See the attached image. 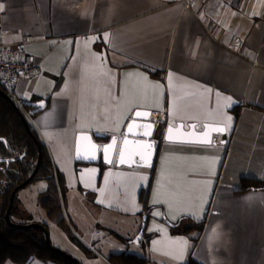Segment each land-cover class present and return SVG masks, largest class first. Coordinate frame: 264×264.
Listing matches in <instances>:
<instances>
[{"label": "crops", "instance_id": "crops-1", "mask_svg": "<svg viewBox=\"0 0 264 264\" xmlns=\"http://www.w3.org/2000/svg\"><path fill=\"white\" fill-rule=\"evenodd\" d=\"M2 4L6 43L27 39L41 70L19 81L12 98L19 105L45 101L40 112L23 113L56 172L53 181L36 183L43 205L54 198L48 214L35 218L25 194L21 214L52 226V241L81 264H109L107 256L123 252L148 264H185L189 257L198 264H264V186L239 188L241 179L264 183V0H197L192 8L185 0ZM236 39L239 51L230 49ZM136 109L167 125L223 126L228 145L159 141L152 169L75 160L78 133L107 142ZM68 221L89 255H79L59 228ZM196 224L201 234L182 233Z\"/></svg>", "mask_w": 264, "mask_h": 264}, {"label": "trees", "instance_id": "trees-1", "mask_svg": "<svg viewBox=\"0 0 264 264\" xmlns=\"http://www.w3.org/2000/svg\"><path fill=\"white\" fill-rule=\"evenodd\" d=\"M7 95L15 102L18 109L9 100L0 95V264H4L6 261H11L15 264H26L31 259L74 264L66 260L62 255L48 249L41 230L35 228L25 230L14 229L6 223L5 213L8 209L11 193L35 169L38 159L35 139L41 147V163L37 174L31 182L40 179L53 181L56 177V172L46 147L40 142L36 131L31 127L28 131L20 118V113L24 115L23 112L28 111V107L21 105V103L19 105L18 101L12 98V95ZM262 186H264V183L253 179H241L239 183L241 191L256 189ZM49 191L53 192L52 186L51 188L49 187ZM53 200L54 198H51L44 206L48 207V203L51 204L54 202ZM23 215L21 214L16 194L10 212L11 221L19 225L33 222L30 216L24 218ZM44 226L47 229V226ZM178 227H174L173 231L175 232ZM202 230L203 225L196 224L191 228L185 229L182 233L187 234L193 231L194 233L201 234ZM70 238L80 247H83L75 237L71 236ZM85 250L89 255L90 251ZM107 262L109 264H148L146 258L125 252L110 254L107 256ZM185 264L198 263L192 257H189Z\"/></svg>", "mask_w": 264, "mask_h": 264}, {"label": "water", "instance_id": "water-1", "mask_svg": "<svg viewBox=\"0 0 264 264\" xmlns=\"http://www.w3.org/2000/svg\"><path fill=\"white\" fill-rule=\"evenodd\" d=\"M0 95L9 100L10 103L18 109L15 102L2 89H0ZM45 104V101H21V105L31 108L29 112L31 116L43 110ZM137 113L140 115H137ZM150 114L151 112L148 110L136 109L132 113L121 135H114L110 137L107 142H105L106 137L99 134L78 133L76 136L75 160L80 163L89 164H95L101 161L107 166H111L115 161L117 167L152 169L157 151L156 142L159 141L172 144L217 146L223 149L228 145V135L223 126L206 123L203 124L201 130L197 129L195 123H190L186 127V125L179 122L173 126L167 125L161 121H152ZM20 118L29 131L30 127L25 116L20 113ZM148 125H151V127L149 128ZM217 128H222L224 131L222 133L217 132ZM205 134H207V142H205ZM169 137H171V139H169ZM34 141L38 151L35 169L32 174L11 193L8 209L5 213L6 223L14 229L25 230L35 228L41 230L45 237V245L49 250L62 255L66 260L74 264H80L67 253L51 245L48 231L44 225L39 223L19 225L11 221L10 212L15 195L32 181L40 168L41 147L36 139ZM125 141H127V143H125ZM3 142L5 143V141ZM105 149H108V151L105 152ZM121 156H123V161H121ZM143 220L145 221V217ZM143 229L144 224L142 225L140 233L133 240L135 244L139 243Z\"/></svg>", "mask_w": 264, "mask_h": 264}, {"label": "built area", "instance_id": "built-area-1", "mask_svg": "<svg viewBox=\"0 0 264 264\" xmlns=\"http://www.w3.org/2000/svg\"><path fill=\"white\" fill-rule=\"evenodd\" d=\"M197 0H185V5L192 8ZM4 12V4L1 7ZM7 32L0 28V89L6 94L12 95L19 81L31 79L40 74V66L27 50V39L15 44H7L5 36ZM241 40L236 39L230 49L239 51ZM99 234V233H97Z\"/></svg>", "mask_w": 264, "mask_h": 264}, {"label": "rangeland", "instance_id": "rangeland-1", "mask_svg": "<svg viewBox=\"0 0 264 264\" xmlns=\"http://www.w3.org/2000/svg\"><path fill=\"white\" fill-rule=\"evenodd\" d=\"M16 101V100H15ZM39 180H36V181H34V182H31V183H29L26 187H24L23 189H21V190H19L18 192H17V199L19 200V197H20V195H27L30 199H31V201L28 203V206H27V208L30 210V212H31V214L35 217V218H39L40 216L41 217H45L44 215L45 214H48L47 213V208L43 205V201H40L39 200V198L37 199V197H38V193L37 192H39L38 191V189H37V186H36V183L38 182ZM36 186V187H35ZM54 206V204H52L51 206H50V208H52V210H54V209H56L58 206H56V207H53ZM59 206H61V208H64V206L62 205V204H59ZM24 214H25V216H24V218H26V217H28V216H31L32 217V215H29V213L27 214V213H25L24 212ZM50 214V213H49ZM34 217H33V220H34ZM84 220H85V223H88V221L90 220L88 217H84ZM31 223H34V222H31ZM83 227H85V229H87L88 228V226H83ZM59 228L61 229V230H65L67 233H68V238H69V240L72 242V243H74L75 245H76V247H77V249H78V254L79 255H81V256H87L88 254H87V252H86V248L84 249V247H80L78 244H76L70 237L72 236V237H74L75 235H76V229H75V226L72 224V223H70L69 221L68 222H66V223H60V226H59ZM93 229V228H92ZM47 231H48V234H49V238H50V242H51V245L53 246V247H55L56 249H59V250H61V251H63V252H65V253H67L68 255H70L73 259H75L76 261L77 260H81V261H83V259H81V258H77L76 256H78V255H76V253H74V252H71V251H66V249L65 250H63L57 243H55V241H52L53 240V233H54V230H52V226H51V231L48 229V226H47ZM75 234V235H74ZM112 252H117L116 251V249H114V251H112ZM77 258V259H76ZM78 262V261H77ZM79 263V262H78ZM81 264V263H80Z\"/></svg>", "mask_w": 264, "mask_h": 264}, {"label": "snow or ice", "instance_id": "snow-or-ice-1", "mask_svg": "<svg viewBox=\"0 0 264 264\" xmlns=\"http://www.w3.org/2000/svg\"><path fill=\"white\" fill-rule=\"evenodd\" d=\"M0 7H2V6H0ZM137 115H140V114L137 113ZM148 127L150 128L151 125H148ZM170 131H171V130H170ZM216 131L222 133V132L224 131V129H222V128H217ZM146 134H147V133H146ZM169 139H171V137H169ZM205 142H207V134H205ZM113 143H115V142H113ZM125 143H127V141H125ZM107 151H108V149H105V152H107ZM121 161H123V156H121Z\"/></svg>", "mask_w": 264, "mask_h": 264}]
</instances>
